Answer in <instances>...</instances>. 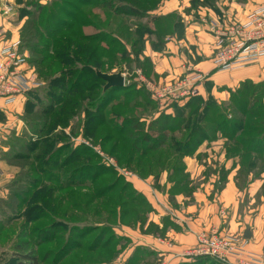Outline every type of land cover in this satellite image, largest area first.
<instances>
[{
    "label": "rangeland",
    "instance_id": "1",
    "mask_svg": "<svg viewBox=\"0 0 264 264\" xmlns=\"http://www.w3.org/2000/svg\"><path fill=\"white\" fill-rule=\"evenodd\" d=\"M247 2L0 0L10 25L1 33L0 69L11 60L3 50L13 46L18 64L10 70L31 87L23 102L21 95L11 104L0 100L16 106L0 116V157L6 153L0 164V264H16L23 245L39 264H166L156 262L147 248L126 259L131 243L121 226L142 229L152 213L131 173L145 179L149 171L157 177L184 169L179 144L193 128L202 132L196 151L207 143L202 155L212 157L208 172L226 182L228 172L215 156L234 159L240 212L264 204V183L254 195L250 191L252 182L264 179V151L254 142L264 137V57L237 71L219 72L213 64L217 30L243 24L264 3L247 10ZM124 5L140 14H124ZM213 19L211 63L219 75L199 70L206 75L199 95L156 98L153 87L199 72L193 67L204 63L203 57L194 51L193 58L190 47L180 48L179 42L188 22ZM160 62L167 67L159 73ZM97 71L121 72L125 86L106 91ZM159 117L179 123L168 125L166 138L157 132L160 122L148 128ZM183 175L177 172L172 180ZM190 182L184 179L186 185L175 189L189 195ZM153 231L150 225L146 232ZM203 264L227 263L207 258Z\"/></svg>",
    "mask_w": 264,
    "mask_h": 264
},
{
    "label": "crops",
    "instance_id": "2",
    "mask_svg": "<svg viewBox=\"0 0 264 264\" xmlns=\"http://www.w3.org/2000/svg\"><path fill=\"white\" fill-rule=\"evenodd\" d=\"M262 2L264 0H248L246 9L248 10L250 7ZM235 9L234 6L230 11L234 12ZM235 15L234 20L241 21L237 14ZM2 17L0 10V48L5 43V38L1 36V33H6L10 28V25ZM214 21L216 19L207 20L206 23L188 22L186 38L179 42L180 48L190 47V54L193 58L195 57L194 51L197 52V55L203 57L204 63L197 68L192 67L196 71L200 70L206 75H211V78L215 77L214 75H219L214 73V67L211 63L212 47L215 42L213 31L216 25L213 24ZM12 41L16 42L17 39L13 38ZM3 60L4 58L0 54V62H3ZM166 67L165 62H160L157 71L160 73ZM21 97H23L21 99L23 102L25 95H21ZM22 102H20L21 106L23 105ZM14 107H6L0 103V116L2 112L9 116L8 111H11ZM206 146L207 143H203L195 154L183 158L184 172L191 181L190 188L192 189L189 195L174 190L176 187L174 188L172 182L168 179L169 173L167 171L160 173L157 177L149 176L145 179L131 173L134 188L152 206V213L149 220L143 223L144 229L121 226V232L130 239L131 243V246L124 250L129 252L126 259L139 248H147L152 252L151 254L155 255L154 260L156 262L166 261V264L192 263L195 259L191 260L186 257L185 251L196 246V235L200 232L230 234L244 238L246 230H250L251 238L246 239L247 250L253 253H260L264 250V204L256 210L249 208V210L241 213L242 192L236 185L237 169L233 167L234 159L227 158L225 154H221L220 157L215 156V159L219 158L222 161L228 172L225 184L219 189L220 177L208 172L206 165L207 161H212V157L202 155V150ZM5 156L6 153L1 155L0 164L5 162L3 161ZM263 183L264 179L251 183L250 191L253 192L252 195L261 188ZM154 193L156 198L153 197ZM150 225L154 228L152 233L146 232Z\"/></svg>",
    "mask_w": 264,
    "mask_h": 264
},
{
    "label": "built area",
    "instance_id": "3",
    "mask_svg": "<svg viewBox=\"0 0 264 264\" xmlns=\"http://www.w3.org/2000/svg\"><path fill=\"white\" fill-rule=\"evenodd\" d=\"M218 41L213 64L219 72L236 71L256 63L264 57V3L256 5L243 24L217 30ZM16 49V47H15ZM3 54L11 59L0 69V100L11 104L30 90V85L17 72L10 69L17 65L15 50L9 46ZM206 78L196 72L183 81L166 82L165 85L153 87L154 96L158 99H184L200 94L199 84ZM197 244L185 251L191 260L211 258L227 264H264V251L253 253L246 248V238L235 235L200 232L196 235Z\"/></svg>",
    "mask_w": 264,
    "mask_h": 264
},
{
    "label": "trees",
    "instance_id": "4",
    "mask_svg": "<svg viewBox=\"0 0 264 264\" xmlns=\"http://www.w3.org/2000/svg\"><path fill=\"white\" fill-rule=\"evenodd\" d=\"M122 12L124 13V14H128V15H132V16H137V15H139L140 14V12H139V10H137V9H134V8H132V7H129V6H127V5H124L123 6V8H122ZM166 119H168V120H166L164 123H162L161 122V117H159L158 118V121L157 120H155V121H152V123L149 125V130L154 126V125H156V123H161L158 127H157V132H158V134H160V135H163V136H165V138H166V133H165V131L167 132V130H171V128H169V126L173 123V124H176V126L179 124V123H175V120L174 121H170V119L169 118H166ZM164 120V119H163ZM177 120V119H176ZM184 120V122L186 123V125H188V123H189V121H187L186 120V118H184L183 119ZM179 121V120H178ZM135 122V121H134ZM169 125V126H168ZM133 128L135 129V130H140V123L139 124H136V125H134L133 126ZM193 128V127H192ZM203 130H204V128H203ZM159 135V136H160ZM202 132H200L199 131V129H197V128H193V129H191V131H190V134H189V136H188V139H187V141L185 142V143H180L179 144V146H181V149H179V153L181 152V154H183V157H185V156H188L190 153H192V152H195L196 151V147H198L197 145L200 143L201 144V139H202ZM264 136V135H263ZM262 140L263 141H261V139L258 141H254L255 143H257L258 144V147H257V149H262L261 151H259V152H263L264 151V137H262ZM162 145L164 144L163 143V141H162V143H161ZM158 145V146H156L155 147V149H151V151L153 150V151H155L156 149H158L160 146H162V145ZM239 144H242V145H246L247 144V142H244V141H239ZM176 146H178V145H176ZM178 146V147H179ZM246 149L248 150V149H250V145H246ZM254 149H256V148H254ZM256 153H257V151H255ZM143 156L144 155H147V153H144V154H142ZM240 158L242 159V158H244V153L243 154H240ZM159 164L162 162V160L161 159H158V160H156ZM163 162H166V161H163ZM157 169H159V170H165L164 168V165H162V166H155ZM185 169V168H184ZM184 169L182 168L181 169V171H180V169L179 170H175L174 169V171L172 172V173H170L169 172V180H170V182H172V184H173V187L175 188V187H177V186H185L186 185V183H184V179H187L188 178V176L187 175H183V179L182 180H180V181H173L172 180V178H173V176L175 175V173H177V172H184ZM152 171H149V176H154L152 173H151ZM160 172V171H159ZM159 172H157V174L159 173ZM159 175V174H158ZM157 175V176H158ZM148 176V177H149ZM222 178H220V184H219V186L221 185V187H220V189L223 187V185L224 184H222L223 182L225 183V181H222L221 180ZM188 184V183H187ZM176 192H178V190H176V189H174ZM174 191V192H175ZM180 192V191H179ZM181 192H183V191H181ZM144 200H145V197H144ZM20 250V251H19ZM26 250H27V246H18V253H17V255L19 256V260L17 261V263L16 264H39V259H38V256L34 253V251H30V252H28V253H26ZM203 259H207V257H203V258H197V259H195L194 260V262L195 263H197V264H203ZM211 259V258H210Z\"/></svg>",
    "mask_w": 264,
    "mask_h": 264
},
{
    "label": "water",
    "instance_id": "5",
    "mask_svg": "<svg viewBox=\"0 0 264 264\" xmlns=\"http://www.w3.org/2000/svg\"><path fill=\"white\" fill-rule=\"evenodd\" d=\"M97 77L106 83L105 90H109L112 88H122L125 86V78L121 72L116 74H106L101 71L96 72ZM244 238L250 239L251 232L250 230H246L244 233Z\"/></svg>",
    "mask_w": 264,
    "mask_h": 264
}]
</instances>
